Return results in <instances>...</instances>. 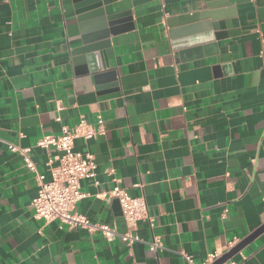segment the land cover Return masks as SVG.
<instances>
[{"label":"crops","instance_id":"0c3cea01","mask_svg":"<svg viewBox=\"0 0 264 264\" xmlns=\"http://www.w3.org/2000/svg\"><path fill=\"white\" fill-rule=\"evenodd\" d=\"M101 3L118 29L105 50L114 88L73 62L74 0H0V264H206L264 225V0ZM204 13L224 30L191 21ZM80 120L102 128L74 142L99 182L80 181L76 212L107 235L35 219L34 174L7 146L29 148L46 174L36 142ZM116 184L152 220L130 247ZM229 260L264 264V232Z\"/></svg>","mask_w":264,"mask_h":264},{"label":"built area","instance_id":"2783aa9c","mask_svg":"<svg viewBox=\"0 0 264 264\" xmlns=\"http://www.w3.org/2000/svg\"><path fill=\"white\" fill-rule=\"evenodd\" d=\"M102 128L101 120L96 126L80 120L76 126L68 128L61 127L58 136H43L36 142V147L50 150L46 162V174L41 173L38 166L31 160L29 148H19L13 144H7L8 149L22 158L23 165L29 172L34 174L37 185L35 197L31 201L33 216L45 223L57 222L69 228H83L88 231H100L104 235L109 233L106 225L91 223L85 216L76 212V205L86 197L81 191L80 181L91 180L95 186L99 184L96 180L97 164L93 154L90 152H79L74 149L77 139L89 140L94 138ZM108 174L112 170H107ZM49 177L48 180L46 177ZM109 197L118 202L122 218L127 231L121 235L122 241L130 247L138 238L133 234L139 221L152 220L147 216V206L143 196L132 197L118 184L114 185L109 192ZM150 251L155 252L162 246L158 239L148 244ZM188 264H194L192 259L183 255ZM217 255H210L206 264L218 259ZM223 264H236L227 260Z\"/></svg>","mask_w":264,"mask_h":264},{"label":"water","instance_id":"95a60500","mask_svg":"<svg viewBox=\"0 0 264 264\" xmlns=\"http://www.w3.org/2000/svg\"><path fill=\"white\" fill-rule=\"evenodd\" d=\"M74 11L80 22L82 37L81 45L72 51L73 62L78 70L85 74H92L95 80L111 79L108 83L114 88L113 72H106L109 66L105 50L109 47V37L118 31L114 23L115 17L105 16L101 0H74ZM198 18L200 21H205V32L219 33L224 30L223 22L217 20L214 13L193 15L191 21H196ZM215 36L218 37V34ZM113 91L115 90H111ZM116 204H118L117 201ZM262 232H264V225L211 264L225 263Z\"/></svg>","mask_w":264,"mask_h":264}]
</instances>
